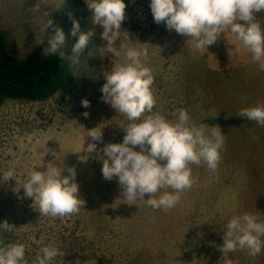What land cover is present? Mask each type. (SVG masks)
<instances>
[{
  "label": "rangeland",
  "instance_id": "1",
  "mask_svg": "<svg viewBox=\"0 0 264 264\" xmlns=\"http://www.w3.org/2000/svg\"><path fill=\"white\" fill-rule=\"evenodd\" d=\"M124 3L121 31L128 35L122 34L121 42L149 49L153 112L173 120L172 113L183 108L197 125H219L226 143L217 172L192 165L194 183L171 209L126 200L116 178L104 179L99 157L104 144L122 143L130 121L102 100L103 72L115 58L101 57L102 29L92 23L86 0H0V30L14 55H43L55 28H62L66 40L56 54L75 74L74 84L52 98L8 100L0 108V224L15 226L11 232L0 230V242L23 243L30 262L52 244L64 253L57 257L62 264H225L219 246L228 220L245 212L264 220V126L238 116L242 108L264 103V71L230 31L200 52L190 37L155 23L150 0ZM255 15L264 27V11ZM73 20L80 32L95 33L79 62L72 59L79 36L71 35ZM97 127L102 142L87 137ZM88 143H96L97 151L81 162ZM48 164L62 169V175L75 169L85 201L78 213L42 215L38 203L24 195L30 172L46 171ZM9 169L15 177L4 181ZM227 255L232 264H264V248L256 257L246 249Z\"/></svg>",
  "mask_w": 264,
  "mask_h": 264
},
{
  "label": "clouds",
  "instance_id": "2",
  "mask_svg": "<svg viewBox=\"0 0 264 264\" xmlns=\"http://www.w3.org/2000/svg\"><path fill=\"white\" fill-rule=\"evenodd\" d=\"M86 6L91 12L92 23L102 29L100 39L104 44L98 49L101 57L110 54L115 58L110 70L103 72L102 100L130 121L122 143L104 144L103 155L99 157L102 175L109 181L117 179L126 200L146 202L153 209L174 208L181 193L194 183L192 165H205L210 174L217 172L226 135L219 125H197L187 109H177L172 113L173 120L159 112L154 113V76L147 66L149 49L121 42L122 34L127 33L121 31L126 18L124 0H86ZM150 10L155 23L163 22L168 30L190 37L200 52H207L222 34L230 31L250 54L251 60L264 71V27L255 15L264 11V0H150ZM47 27H53L50 19ZM70 32L74 37L79 33L72 48V59L79 62L80 54L95 33L93 30L80 32L76 20H73ZM65 40L63 29L55 28L43 55L60 51ZM81 104L84 108L90 106L87 99ZM83 115L87 117L88 113ZM238 116L264 126V103L242 108ZM97 129L88 130L87 137L102 142V130ZM81 151L87 155H81L79 159L86 163L89 155L97 151V144L88 143ZM62 171L49 164L46 171L33 169L22 186L24 195L38 203L42 215L76 214L85 205L80 198L75 169L68 168V175H62ZM14 177L13 169L3 174L4 181ZM224 227L219 250L225 257V264H232L227 254L237 249H246L252 257L261 253L264 220L260 215L249 212L234 215ZM14 229L15 226L7 221L0 224V230L11 232ZM63 255L57 247L48 244L41 247L30 262L23 243L0 242V264H62L57 257ZM88 264H95V261Z\"/></svg>",
  "mask_w": 264,
  "mask_h": 264
},
{
  "label": "trees",
  "instance_id": "3",
  "mask_svg": "<svg viewBox=\"0 0 264 264\" xmlns=\"http://www.w3.org/2000/svg\"><path fill=\"white\" fill-rule=\"evenodd\" d=\"M74 81L72 66L60 55L18 57L0 30V108L8 100H47Z\"/></svg>",
  "mask_w": 264,
  "mask_h": 264
}]
</instances>
